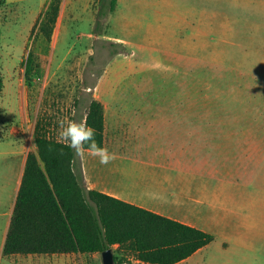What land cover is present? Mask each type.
Masks as SVG:
<instances>
[{
    "label": "rangeland",
    "instance_id": "rangeland-1",
    "mask_svg": "<svg viewBox=\"0 0 264 264\" xmlns=\"http://www.w3.org/2000/svg\"><path fill=\"white\" fill-rule=\"evenodd\" d=\"M53 1L0 0V134H9L24 104V138L35 142L42 118L57 139L59 122L80 121L96 83L110 75V107L187 109L196 123L226 125L216 133L227 146L241 139L264 156V0H119L98 33L108 0H60L57 16ZM110 42L125 51L113 54L120 47ZM240 126L248 130H232ZM3 258L1 264H103L101 253Z\"/></svg>",
    "mask_w": 264,
    "mask_h": 264
},
{
    "label": "crops",
    "instance_id": "crops-1",
    "mask_svg": "<svg viewBox=\"0 0 264 264\" xmlns=\"http://www.w3.org/2000/svg\"><path fill=\"white\" fill-rule=\"evenodd\" d=\"M95 87L104 105V147L117 159L102 165L87 152L79 156L87 188L215 236L176 264H264V156L241 139L227 146L216 133L226 125L196 123L187 109L110 107V75ZM18 108L9 134H0V264L28 154L37 151L24 138L28 108ZM229 243L240 248L228 251Z\"/></svg>",
    "mask_w": 264,
    "mask_h": 264
},
{
    "label": "trees",
    "instance_id": "trees-1",
    "mask_svg": "<svg viewBox=\"0 0 264 264\" xmlns=\"http://www.w3.org/2000/svg\"><path fill=\"white\" fill-rule=\"evenodd\" d=\"M119 0H108L113 13ZM58 14L60 0H54ZM113 54L125 45L110 42ZM4 82L0 78V93ZM87 100V124L104 147V105L93 94ZM40 118L35 126L37 151H30L11 226L3 249L5 257L16 255L102 253L118 245L122 256L115 264H176L214 241L213 234L140 208L103 192L88 189L80 172V157L50 135ZM87 147V146H86Z\"/></svg>",
    "mask_w": 264,
    "mask_h": 264
},
{
    "label": "clouds",
    "instance_id": "clouds-1",
    "mask_svg": "<svg viewBox=\"0 0 264 264\" xmlns=\"http://www.w3.org/2000/svg\"><path fill=\"white\" fill-rule=\"evenodd\" d=\"M57 142L70 148L77 156L87 152L88 155L98 158L102 165L117 159L116 153L109 152L107 148L98 145L95 140V129L87 124L86 118L80 121H60Z\"/></svg>",
    "mask_w": 264,
    "mask_h": 264
},
{
    "label": "water",
    "instance_id": "water-1",
    "mask_svg": "<svg viewBox=\"0 0 264 264\" xmlns=\"http://www.w3.org/2000/svg\"><path fill=\"white\" fill-rule=\"evenodd\" d=\"M103 264H115V252L113 248L104 250L102 253Z\"/></svg>",
    "mask_w": 264,
    "mask_h": 264
}]
</instances>
